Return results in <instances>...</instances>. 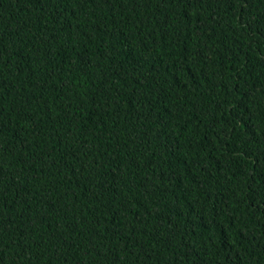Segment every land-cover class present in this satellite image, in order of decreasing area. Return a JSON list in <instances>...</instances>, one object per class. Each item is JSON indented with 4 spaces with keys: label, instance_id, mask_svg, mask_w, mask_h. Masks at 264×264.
Here are the masks:
<instances>
[{
    "label": "trees",
    "instance_id": "trees-1",
    "mask_svg": "<svg viewBox=\"0 0 264 264\" xmlns=\"http://www.w3.org/2000/svg\"><path fill=\"white\" fill-rule=\"evenodd\" d=\"M0 264H264V0H0Z\"/></svg>",
    "mask_w": 264,
    "mask_h": 264
}]
</instances>
